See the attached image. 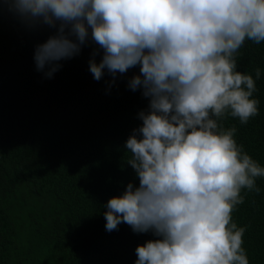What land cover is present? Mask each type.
Wrapping results in <instances>:
<instances>
[{
  "label": "clouds",
  "instance_id": "9594fccd",
  "mask_svg": "<svg viewBox=\"0 0 264 264\" xmlns=\"http://www.w3.org/2000/svg\"><path fill=\"white\" fill-rule=\"evenodd\" d=\"M5 6L50 30L33 55L45 78L89 45L96 81L139 68L128 88L148 105L124 145L139 183L103 213L108 232L123 223L154 237L137 245L134 264H249L246 228L232 214L243 191L259 194L264 166L223 122L259 115L261 69L241 72L237 57L245 41L264 42V0H0Z\"/></svg>",
  "mask_w": 264,
  "mask_h": 264
},
{
  "label": "trees",
  "instance_id": "16d2710c",
  "mask_svg": "<svg viewBox=\"0 0 264 264\" xmlns=\"http://www.w3.org/2000/svg\"><path fill=\"white\" fill-rule=\"evenodd\" d=\"M49 34L0 9V264H134L137 245L154 237L123 223L108 232L103 213L129 182L139 183L124 148L148 105L128 88L139 68L96 81L89 45L45 78L33 55ZM237 63L254 77L261 69L259 115L223 123L236 126L237 143L264 166V42L245 41ZM257 186L259 194L241 193L232 214L246 228L249 264H264V178Z\"/></svg>",
  "mask_w": 264,
  "mask_h": 264
}]
</instances>
